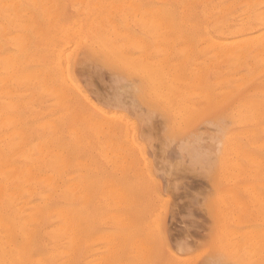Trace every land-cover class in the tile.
<instances>
[{
	"label": "rangeland",
	"instance_id": "1",
	"mask_svg": "<svg viewBox=\"0 0 264 264\" xmlns=\"http://www.w3.org/2000/svg\"><path fill=\"white\" fill-rule=\"evenodd\" d=\"M52 1V21L117 7L107 40L47 44L66 62L67 99L37 86L21 108L28 124L66 129L32 137L68 138L66 182H84L68 200L84 214L80 242L55 256L44 185L0 186V264H264V0ZM146 7L174 20L144 25ZM110 39L122 49H104Z\"/></svg>",
	"mask_w": 264,
	"mask_h": 264
},
{
	"label": "bare ground",
	"instance_id": "2",
	"mask_svg": "<svg viewBox=\"0 0 264 264\" xmlns=\"http://www.w3.org/2000/svg\"><path fill=\"white\" fill-rule=\"evenodd\" d=\"M132 1H134V0H132ZM161 1H163V0H161ZM51 2H53V1L51 0ZM51 2H50V0H0V186H2L4 188L5 187L8 188L10 186H22L25 188L27 186L28 187L27 189H29V187H31V186L35 187V185H44V187H46L48 189V197L50 199V204L48 206V213H49L50 221H48V223L49 222L53 223L49 234H50V239L53 242V245L55 248L54 253H55V256H56V254H60V255L62 254L63 256H69L71 253L73 255V254L78 252V243L80 242L79 241L80 236H78V234L80 235L81 233H78L77 230H79V228H78L79 222L82 221L84 214H83L81 209H74V207L69 206L68 200L70 199L71 193H72V197L75 196L74 191L76 190L78 185L81 183L80 181H83L82 180L83 177H81L82 175L80 174L78 176L79 179L77 180V182H75V180L74 181L72 180V182H74L72 184L73 187L68 185L66 182L65 168H64V166H65L64 157L67 158V156H65L66 153L64 154V152H66V151H64V149H66L65 148V146H66L65 142L68 141L67 140L68 138L66 139L65 142H63L65 139V136H64V138H61V136H60V138L63 139V141L61 142L60 138H58V137H57L59 139L58 141H54L52 138H50L48 136L43 137V138H37V139L32 137V135L36 131V128H38V127H39V129L44 130L46 127L49 126L48 128H50V130L54 131L56 128L58 129L57 126L59 125L63 130H66L63 128V123L55 124L49 120L50 123H53V124H49V123L45 122L46 120L44 119L45 121L43 120L44 122L42 121V123H40L39 125L28 124V123H26V121H24V118L22 117V114H21L22 109L21 108L26 107V110L29 108L30 104L28 105L29 100L27 99V94L31 95V97L32 96L34 97V95H33L35 93L34 90L37 86H39L40 88L43 86L42 87L43 90L40 89V91L42 90L45 93H46V91L47 92L52 91V93H53L54 92L53 89L55 88L53 86L58 85L56 87L57 88L56 90L61 94V97L63 96V99H65L64 95H65V92L67 89H65V87H62L63 85H62L61 81H62V79L65 78V77L62 78L63 77L62 73H63V69H64L63 63H66V62H62L63 59L61 60V58H62V55L60 57V54H61L60 51L61 50L60 51L58 50L60 48H57V50H58L57 53H53V54H49V55L46 54L47 44L52 45V43H54V41H59V42L61 41V42H63V45H66L64 43L66 41L68 42V39H70L72 37H75L78 40L80 39V37H84L81 39L82 41H84V40H86V38H87V40H91V39L94 40L93 38L97 37L100 39V37L104 36V39L107 40V38H105L106 37L105 34L109 32L108 30H110V29H108V28H111V27H109L110 22L109 23L105 22V19H107V20L109 19V15H110V13H114V12H112L114 9H113V6L111 5V6H108V7H112V9H113L110 13L108 10H107L108 12L105 11L107 8L106 9H100L99 7L97 10H95L93 12L90 10L92 7H90V9H89V6H87V8L92 12V13L90 12L91 15H89V12H87L88 17L85 16L84 18H78V19H74V20L69 18V19H71V21L63 20V19H57L56 21L55 20L52 21L53 18H51L52 17L51 13H54V10L57 9L58 3L56 4V2H55L54 3L55 5H52V4H50ZM135 2H136V0H135ZM123 3H125V2H123ZM123 3L121 2L119 4V2H118L119 8L120 7L122 8L125 6V5H123ZM116 6H117V3H116ZM116 6L114 3V8ZM147 6L151 7L149 5H147ZM152 6H155V5H152ZM52 7H54V8H52ZM94 7L92 9H94ZM140 7L141 6L139 4L138 8L140 9ZM148 7L144 8L142 10L143 15H145L146 13L150 15L148 17L146 15L144 16V18L147 17L146 19H143V20H145L144 22H141L144 25H153V27H154V26H156V24H158L157 22H159V21L161 22V25L162 24L166 25V23H172V20H174V18L172 17V14H171L172 12L170 13L165 9H156L153 12V10L151 11V9L150 10L147 9ZM87 8H85V10L89 11V10H87ZM116 9H117V7L115 8V10ZM77 12H80V11L78 10ZM55 13H57V12H55ZM83 13H86V12L83 10ZM119 13H120V11H119ZM123 13H125V11ZM54 14H53V16H54ZM92 14L94 16H92ZM56 17H57V14H55V18ZM117 17H120V16H118V14H117ZM59 18H60V16H59ZM120 23L121 22L119 21V24ZM112 25H114V24H112ZM115 26H116V24H115ZM164 26H163V29H164ZM150 27H152V26H150ZM176 29H178V28L176 27ZM115 30H116V27H115ZM179 30H180V27H179ZM108 35H110V33H108ZM75 38H73L72 42L73 43H76V42L80 43V40L74 41ZM99 39H97V40H99ZM38 40L42 43V47H41V45L40 46L38 45L39 47H41L39 49H37L35 46L32 45V44H34L35 41H38ZM97 40L95 39V41H97ZM110 40L111 41L105 43L106 45L104 44V42L101 44V45H103V44L105 45L104 49L111 50L113 48H116L115 44H118V43H114V40H112V39H110ZM86 42H88V41H86ZM100 42H102V40ZM56 43H58V42H56ZM121 44H123V43H121ZM54 45H55V43H54ZM117 47H119V51H120V48L122 49V45L119 46V44H118ZM221 47H223V46H221ZM50 49L52 50V47ZM221 49H225V46H224V48H221ZM51 52H53V51H51ZM66 61H67V59H66ZM37 64H39L40 66H36ZM67 68L65 70H67ZM47 84H49V87H46V86H48ZM50 86L52 87V90L48 91L47 88H51ZM58 88L60 91L58 90ZM26 89H32V90L31 91L27 90L28 92L26 93L25 92ZM52 93H49V95H51ZM59 93L57 95H59V98H60ZM66 94L68 95L67 92H66ZM38 95L41 96L40 92H38ZM43 95H44V93H43ZM69 95H70V93H69ZM53 96H54V94H53ZM53 96L51 95L50 98ZM69 97H68V99H69ZM34 99L35 98H33V100ZM29 103H31V102L29 101ZM33 106H34V104H33ZM50 107H53V106L51 105ZM35 109H37V108H35ZM49 109L50 108L48 107V110ZM37 110H39V108ZM54 110H56V109H54ZM46 112H48V111H46ZM53 112H55V111H53ZM62 114H64V113H62ZM53 115L54 114H52V116ZM72 115H74V114L71 113V116ZM56 116H57V114H56ZM47 117H49V116H47ZM87 119H88V117H87ZM56 121H58V120H56ZM31 122H32V120H31ZM58 123H60V121ZM60 127H59V129H60ZM62 129H60V130H62ZM50 130H47V131L49 132ZM75 131H76V129H75ZM39 132H41V131H39ZM37 133L38 132H36V134ZM74 135L77 136L76 132H74ZM38 136H40V135H38ZM71 141L74 142V140H71ZM77 144L78 143H76V140H75V143L73 146H74V148H77L79 151V148L81 146L83 147V145L80 146V144H82V143L78 144L79 145V148H78ZM102 145H104V144H102ZM70 146H71V143H70ZM68 148L66 149L67 153L70 150ZM79 166H81V165H79ZM54 177H56L57 179H55L53 181ZM70 177H71V175L67 178H70ZM75 177H76V175H75ZM71 178H73V174H72ZM38 183H40V184H38ZM83 184H84V182L82 184H80V185H82V187L79 185L81 187L80 189L77 188L78 194H80V195H81V191L79 193V190H84ZM91 189H92V187H91ZM30 190H31V188H30ZM40 191H42V189H40ZM30 193H31V191H30ZM83 193L84 192H82V195H83ZM46 194H45V196L44 195H42V196L47 197ZM78 196L76 198H78ZM83 207H85V206H83ZM87 207H88L87 209L89 210L90 209L89 205ZM88 210L87 211L83 210V211L86 213V212H88ZM90 213H91V211L89 210V214L88 215L85 214V216H87L89 218L90 216H92ZM95 214H96V212H95ZM3 217L6 218V216H3ZM94 218H95V216H94ZM90 220H92V222H95V221H93L94 219H90ZM88 223L90 224V221ZM89 224H88V226H91L92 223L90 225ZM84 225H85V223H84ZM93 228L95 229L96 225ZM95 231H97V230H95ZM5 239L6 240L9 239V237L5 238ZM5 239H3V240H5ZM82 240H81L80 244H82ZM4 242H6V244H7L8 240L4 241ZM68 243H71V247H70V244L68 245ZM13 247H14V245H13ZM6 251H7V249H6ZM3 252H4V250L0 246V254ZM63 256H61V257H63ZM51 258L53 261L54 260L56 261V259H57V258L53 259V255ZM65 259L66 260H64V264H66L68 261L67 258H65ZM61 261H62V259H61ZM1 262H3V261H1ZM12 262H13V260H12ZM59 262L60 261L58 260V262H53V263L58 264ZM49 263H51V261Z\"/></svg>",
	"mask_w": 264,
	"mask_h": 264
},
{
	"label": "snow or ice",
	"instance_id": "3",
	"mask_svg": "<svg viewBox=\"0 0 264 264\" xmlns=\"http://www.w3.org/2000/svg\"><path fill=\"white\" fill-rule=\"evenodd\" d=\"M202 264H203V262H202ZM214 264H226V262H224V261H216V262H214Z\"/></svg>",
	"mask_w": 264,
	"mask_h": 264
}]
</instances>
